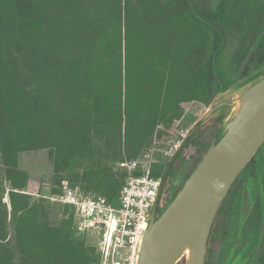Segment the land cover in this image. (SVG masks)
Listing matches in <instances>:
<instances>
[{"label": "trees", "instance_id": "obj_1", "mask_svg": "<svg viewBox=\"0 0 264 264\" xmlns=\"http://www.w3.org/2000/svg\"><path fill=\"white\" fill-rule=\"evenodd\" d=\"M256 24V0H0V264H102L72 205L53 222L52 197L67 181L119 204L127 162L216 100L228 32L253 33L248 51ZM42 152L53 179L35 196L21 160ZM155 156L161 177L171 156Z\"/></svg>", "mask_w": 264, "mask_h": 264}, {"label": "water", "instance_id": "obj_2", "mask_svg": "<svg viewBox=\"0 0 264 264\" xmlns=\"http://www.w3.org/2000/svg\"><path fill=\"white\" fill-rule=\"evenodd\" d=\"M231 105L217 134L181 189L158 215L165 183L188 141L218 110ZM264 143V74L230 98L211 103L177 146L160 177L137 264H206L217 213L238 176Z\"/></svg>", "mask_w": 264, "mask_h": 264}, {"label": "rangeland", "instance_id": "obj_3", "mask_svg": "<svg viewBox=\"0 0 264 264\" xmlns=\"http://www.w3.org/2000/svg\"><path fill=\"white\" fill-rule=\"evenodd\" d=\"M194 2L199 8L205 7L208 0H194ZM253 37L254 34L246 30L239 31L234 29L228 32L224 47L217 58V70L220 76H223L222 82L225 88L214 102L230 98L233 94L247 85L245 81L253 79L254 76L258 75V70L264 68V63L259 64L258 58L255 55L256 40L248 51L245 49V45ZM263 72L264 71H262V73ZM224 107L225 106L220 109L223 110ZM206 108L207 106L205 105L192 103L183 118L177 123L174 133L168 137L157 139L154 142L153 150L141 159L150 161L153 159L157 160L155 156L157 152H162L167 158L171 156L182 141L184 135L203 114ZM230 111L231 109L228 108L227 113L229 114ZM219 113L220 110L196 132L194 137L188 141L185 148L178 156L177 162L165 183L162 195L163 209L168 206L176 192L181 189L189 175L194 171L217 134L223 122L220 123ZM258 159L262 160H258L261 165L258 172L264 173V155L262 156L259 154ZM21 166L28 169L30 172L29 191L35 196H39L41 193H48L53 177L52 164L48 161L46 152L23 155ZM62 206L63 203L55 202L54 204L53 222L55 223L59 222ZM158 210L160 212L162 211L160 209ZM87 239L90 244L96 245L98 236L95 231H90L87 233ZM261 256L262 260L260 264H264V251ZM178 264H187L186 258H182Z\"/></svg>", "mask_w": 264, "mask_h": 264}, {"label": "built area", "instance_id": "obj_4", "mask_svg": "<svg viewBox=\"0 0 264 264\" xmlns=\"http://www.w3.org/2000/svg\"><path fill=\"white\" fill-rule=\"evenodd\" d=\"M155 162L141 158L127 162L129 175L117 205L103 194H86L67 181L62 184V195L52 197L54 202L75 208L79 232L95 231L102 264H137L142 236L160 186V177L151 169ZM138 170L141 173L134 174ZM159 206L162 207V197Z\"/></svg>", "mask_w": 264, "mask_h": 264}, {"label": "flooded vegetation", "instance_id": "obj_5", "mask_svg": "<svg viewBox=\"0 0 264 264\" xmlns=\"http://www.w3.org/2000/svg\"><path fill=\"white\" fill-rule=\"evenodd\" d=\"M256 49L264 34L258 36V0ZM264 57H259L263 64ZM263 69L258 70L260 77ZM255 78L251 79L254 80ZM228 108L219 109L220 123ZM264 155V143L238 176L224 199L210 233L206 264H260L264 251V173L258 172V155ZM262 161V160H260ZM185 183V182H184ZM160 215L165 209L158 207Z\"/></svg>", "mask_w": 264, "mask_h": 264}]
</instances>
